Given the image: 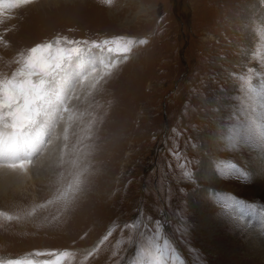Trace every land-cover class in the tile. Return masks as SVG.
<instances>
[{
  "label": "rangeland",
  "instance_id": "rangeland-1",
  "mask_svg": "<svg viewBox=\"0 0 264 264\" xmlns=\"http://www.w3.org/2000/svg\"><path fill=\"white\" fill-rule=\"evenodd\" d=\"M0 134V264H264V0H0Z\"/></svg>",
  "mask_w": 264,
  "mask_h": 264
},
{
  "label": "bare ground",
  "instance_id": "bare-ground-1",
  "mask_svg": "<svg viewBox=\"0 0 264 264\" xmlns=\"http://www.w3.org/2000/svg\"><path fill=\"white\" fill-rule=\"evenodd\" d=\"M80 64H81V63H80ZM77 65H78V64H77ZM90 65H91V64H90ZM76 67H77V66H76ZM76 67L73 68L74 71H72L71 73H69V76H68V77H70L71 75H74L73 78H76V77H77V72H79L78 74H81V73H82V72L80 73V71H82L84 67H82V65H79L77 68H76ZM71 68H72V67H71ZM91 72H92V71H91ZM91 72H90V74H93V73H91ZM86 75H87V74H86ZM88 76H89V75H88ZM70 80H72V78H69L67 81L69 82ZM65 82H66V81H65ZM62 88H63V87H62ZM0 135H2V134H0ZM57 136H58V135H57ZM3 137L6 138V139H8V137H9L10 140H14V141H15L16 138H17L15 135H12V134H9V135H3ZM18 137H19V136H18ZM41 140H42V139H41ZM23 141H24V140H22L21 143H22L23 145L26 144V143H24ZM32 143H33V142H32ZM33 144H34V143H33ZM10 145H12V144H9V145H8V149H9V153L11 154V149H10V147H9ZM23 145H22V147H23ZM31 146H32V144H30V145H27V144H26V147L29 148V149H31ZM35 147H36V146H35ZM54 147H56V146H54ZM17 148L20 149L19 146H17ZM25 149H26V148H24L23 151H21L22 154H24V150H25ZM26 153H27V150H25V154H26ZM32 153H33V151H31V154H32ZM19 158H20V157H19ZM28 159H31L30 156L28 157ZM27 161H29V160H27ZM27 161H26V162H27ZM34 162H35V161H34ZM45 162H46V161H45ZM13 163H14V162H13ZM28 163H30V162H28ZM40 163H41V162H40ZM51 163H52V162H51ZM14 164H16V163H14ZM23 164H24V163H23ZM23 164H22V165H23ZM36 164H37V163H36ZM43 164H44V163H43ZM206 164H207V163H206ZM26 165H27V164H26ZM28 165H29V164H28ZM54 165H55V164H54ZM208 165H209L208 167H210V164H208ZM16 166H17V165H16ZM31 166H32V165H31ZM38 166H39V165H38ZM40 166H41V165H40ZM47 166H48V165H47ZM0 167H2V166H0ZM28 167H29V166H27V169H28ZM8 168H9V167H8ZM23 168H24V166H23ZM34 168L36 169V167H34ZM2 169H4V168H2ZM27 169H26V170H27ZM205 169H206V168H205ZM210 169H211V168H210ZM38 170H39V169H38ZM44 170H45V169H44ZM211 170H212V169H211ZM40 171H41V170H40ZM40 171H39V172H40ZM207 171H208V169H207ZM214 172H215V171H214ZM5 173H6V172H5ZM40 173H41V172H40ZM205 174H206V173H205ZM215 175H216V174H215ZM209 177H211V175H210ZM212 181H213V180H212ZM215 183H216V182H215ZM215 189H216V188H215ZM210 217H211V216H210ZM210 217H209V218H204V219L202 220V224H203V226H204V225H205V227H207L208 225L211 226V224L213 223V220H211ZM254 220H255V219H254ZM253 222H254V221H253ZM234 227H235V226H234ZM255 227H256V226H255ZM252 228H253V227H252ZM252 230H253V229H252ZM257 232H258V230H256L255 234H256ZM259 233H260V232H259ZM253 238H254V237H253ZM261 239H262V238H261ZM252 240H253V239H252ZM256 243H257L258 246H259L258 248H260L261 240H258ZM251 245H252V244H251ZM254 246H255V245H254ZM245 247H246V246H245ZM257 250H259V249H257ZM245 251H246V255H248V256H250V257H254V258L256 257V256H253V255L250 253L248 247H246V250H245ZM256 253H257V252H256ZM231 259H232V258H231Z\"/></svg>",
  "mask_w": 264,
  "mask_h": 264
},
{
  "label": "snow or ice",
  "instance_id": "snow-or-ice-1",
  "mask_svg": "<svg viewBox=\"0 0 264 264\" xmlns=\"http://www.w3.org/2000/svg\"><path fill=\"white\" fill-rule=\"evenodd\" d=\"M186 175H187V174H186ZM156 223H157V226H159V223H160V222H159V221H157Z\"/></svg>",
  "mask_w": 264,
  "mask_h": 264
}]
</instances>
